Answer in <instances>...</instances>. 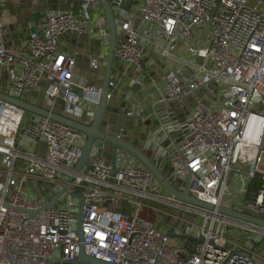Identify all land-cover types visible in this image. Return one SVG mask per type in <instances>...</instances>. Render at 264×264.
I'll list each match as a JSON object with an SVG mask.
<instances>
[{
    "label": "built area",
    "instance_id": "1",
    "mask_svg": "<svg viewBox=\"0 0 264 264\" xmlns=\"http://www.w3.org/2000/svg\"><path fill=\"white\" fill-rule=\"evenodd\" d=\"M78 2V12L73 6L48 13L20 46L0 8V92L90 124L101 86L77 79L76 52L62 49L61 40L94 31L93 24L107 50L109 37L105 16H94L99 0ZM137 5L115 7L124 30L115 62L123 66L113 67L101 129L115 135L122 113L148 121L140 107L114 100L124 77L132 91L153 84L157 96H148L157 97V106L174 102L177 110L165 107L160 117L157 108L158 127L139 147L179 191L189 180L198 199L229 207L226 198L264 219V0ZM106 56H91L90 69L104 67ZM162 59L180 67L155 82L151 70ZM76 108L90 112L85 118L68 113ZM118 137L126 139L123 125ZM85 140L78 129L0 98V264H78L81 201L71 192L83 196L85 251L109 264H264L258 228L184 204L122 148L113 171L111 144L98 139L90 165L75 173ZM70 175L75 178L55 207L42 209L45 195L61 190ZM176 221L178 236L170 237Z\"/></svg>",
    "mask_w": 264,
    "mask_h": 264
},
{
    "label": "water",
    "instance_id": "2",
    "mask_svg": "<svg viewBox=\"0 0 264 264\" xmlns=\"http://www.w3.org/2000/svg\"><path fill=\"white\" fill-rule=\"evenodd\" d=\"M40 5H42V0H38ZM101 7L104 9V16H105V26L107 27L108 37H109V44L106 56V63H105V70H104V77L102 86L98 87L100 90V99L99 102L94 110V115L90 124H86L78 119L59 114L44 107L29 103L23 99L4 94L0 92V98L6 99L10 102H13L24 109L40 114L43 116H48L52 119L60 121L64 124H67L75 129H78L85 133L86 140L85 145L83 147V151L81 157L77 161L74 166L75 173H80L83 171L85 166L90 165V155L93 149L95 142L98 139L105 140L106 142L110 143L113 146L112 154H111V165L112 170L115 171L116 169V158H117V150L122 148L132 154L142 165H144L150 172L154 175L156 180L162 185V187L168 191L170 194L177 197L181 200L184 204H192L198 207H203L210 210H217L222 214L228 215L232 218L241 220L253 226L254 228H258L259 232L263 234V239L260 242H257L256 245H260L264 241V219L258 217L256 215L242 212L236 210L232 206L225 207V206H217L215 204L202 201L198 199L192 192H191V183L188 180L187 186L183 191H179L166 177V175L162 172V170L156 165V163L151 159L147 152H145L139 145H137L134 141L124 139L118 137L122 130L123 121L125 119H133V116L127 114H119L117 117V130L116 134L106 133L101 129V124L104 119L105 113L108 107V93L110 89V80L111 75L115 63V48L118 45L119 37L121 34H124V30L121 29V24L116 22L115 20V7H120L125 10L131 9L134 5L140 3L139 0H121L118 2L117 0H99ZM43 6V5H42ZM43 9V7H42ZM133 91H138L139 86L134 85ZM79 92V90H78ZM75 178V175H70L67 183L63 186L61 190H58L54 187L53 191H50L45 195L46 203L43 205L42 209L46 208H54L56 202L60 195L68 190L69 183L72 182ZM71 195L77 197L81 201L80 211L78 214V226H77V234L80 238V250L79 255L76 259V263L78 264H109L103 259H99L95 256L87 254L85 251V245L83 243V231H82V220H83V196L77 192H71ZM38 211H30L31 214H36ZM182 215V211L180 213ZM156 224V223H155ZM179 224V221H176L175 224L168 230L167 235L170 237L178 236L175 232V227ZM184 236V235H182Z\"/></svg>",
    "mask_w": 264,
    "mask_h": 264
},
{
    "label": "crops",
    "instance_id": "3",
    "mask_svg": "<svg viewBox=\"0 0 264 264\" xmlns=\"http://www.w3.org/2000/svg\"><path fill=\"white\" fill-rule=\"evenodd\" d=\"M78 0H42L40 5L38 0H5L1 5V12L6 18V24L9 28V36L11 41L17 45H22L26 40L30 29L40 28L43 24L45 17L48 13L53 12L59 8H70L76 7ZM43 7V9H42ZM134 8H138V5ZM103 16L104 11L101 6L95 11L94 16ZM92 30L88 33L78 37L76 35H66L61 40V47L67 52H76L77 67L76 76L77 79L82 78L84 81L96 86H102L105 66L101 67L99 71L91 70L89 67V59L91 56L99 51L106 52L107 44L103 43V39L97 34V28L94 24L91 26ZM96 31V32H95ZM183 55V52H180ZM122 63L116 61L114 63V70L122 68ZM169 67L179 68L180 63L173 61V59L165 60L162 59L157 65L151 70V76L155 79V82L159 81L165 71ZM149 85L146 89L132 91L129 86V79L123 78L122 83L116 90V98L114 104L128 105L133 108L143 110L144 115L148 117V121H143L141 118L136 119H125L123 122V136L131 141H134L139 146L143 147L145 140L149 134H152L158 127L160 117L164 114L163 110L165 107L168 109H176L177 103H168L158 105L155 102L157 92ZM153 93L156 96H148ZM158 108L159 114L156 112ZM177 117H182L181 112L174 113ZM127 123V124H125ZM133 123V125L131 124ZM133 126L130 129L129 126ZM113 146H108V154L111 156Z\"/></svg>",
    "mask_w": 264,
    "mask_h": 264
},
{
    "label": "rangeland",
    "instance_id": "4",
    "mask_svg": "<svg viewBox=\"0 0 264 264\" xmlns=\"http://www.w3.org/2000/svg\"><path fill=\"white\" fill-rule=\"evenodd\" d=\"M140 4H144L145 3V0H139ZM204 29H205V32L203 33L204 35H208L207 33V26H204ZM90 83H93V82H90ZM212 98H214L213 95H211ZM69 114L70 115H77V116H80L81 118H85L86 115H88V113L90 112L88 109H79V108H76L75 110H71L69 109L68 110ZM109 114V110L107 109L106 113H105V118H106V115ZM127 124V123H125ZM133 125V123H131ZM130 129L133 128V126H129ZM225 203H228L230 206L233 205V202H230V201H227V199L225 198ZM237 208H240L237 206ZM241 209V208H240ZM249 234L253 235L254 232H249ZM257 253L258 255L260 256L259 258H264V243H262L261 245L258 246V250H257ZM264 263V262H263Z\"/></svg>",
    "mask_w": 264,
    "mask_h": 264
},
{
    "label": "trees",
    "instance_id": "5",
    "mask_svg": "<svg viewBox=\"0 0 264 264\" xmlns=\"http://www.w3.org/2000/svg\"><path fill=\"white\" fill-rule=\"evenodd\" d=\"M75 10H76V12H78V10H79V2H77V5H76V7H75ZM264 243V242H263Z\"/></svg>",
    "mask_w": 264,
    "mask_h": 264
}]
</instances>
